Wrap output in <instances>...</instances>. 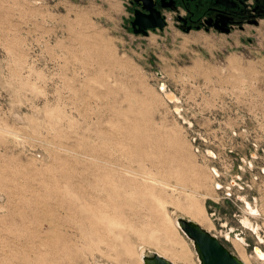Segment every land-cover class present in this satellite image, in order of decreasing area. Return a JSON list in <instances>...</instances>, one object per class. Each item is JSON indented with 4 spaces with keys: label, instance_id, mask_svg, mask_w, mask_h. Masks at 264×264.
<instances>
[{
    "label": "rangeland",
    "instance_id": "obj_1",
    "mask_svg": "<svg viewBox=\"0 0 264 264\" xmlns=\"http://www.w3.org/2000/svg\"><path fill=\"white\" fill-rule=\"evenodd\" d=\"M247 3L223 30L168 11L141 35L129 0H0V264H140L139 242L198 264L168 209L252 258L240 197L264 238V0Z\"/></svg>",
    "mask_w": 264,
    "mask_h": 264
},
{
    "label": "flooded vegetation",
    "instance_id": "obj_2",
    "mask_svg": "<svg viewBox=\"0 0 264 264\" xmlns=\"http://www.w3.org/2000/svg\"><path fill=\"white\" fill-rule=\"evenodd\" d=\"M143 4L149 6L148 0H143ZM249 4L247 3V0H155V6L160 11V14L163 15L165 25V13L168 11L174 12L175 18L179 21L178 24L180 28L185 32H189L191 29L197 30L199 28V23L201 22L223 30L225 28L222 25H219V21L227 20L230 16L235 14L238 15L237 11ZM129 6L130 19L128 24L132 32L146 35L150 31H155V29L143 28V25L155 20L153 16L146 17L148 11L143 10L140 4L135 2V0H129ZM182 10L184 13L181 12ZM134 18H136V21L133 23ZM240 199L244 201V210L242 214H247L245 208H253L254 203L247 201L244 196L240 197ZM247 215L256 222L257 218L255 215Z\"/></svg>",
    "mask_w": 264,
    "mask_h": 264
},
{
    "label": "water",
    "instance_id": "obj_3",
    "mask_svg": "<svg viewBox=\"0 0 264 264\" xmlns=\"http://www.w3.org/2000/svg\"><path fill=\"white\" fill-rule=\"evenodd\" d=\"M141 8L148 11L146 17L155 19L153 22L143 25L145 29H162L165 25L163 15L155 6V0H148L149 6L143 4V0H135ZM135 13V12H134ZM136 17V16H135ZM136 21L134 18L133 23ZM160 76L159 71H155ZM158 88L161 90V85ZM181 231L192 241L194 251L197 254L198 264H245L236 254L230 251L220 239L212 232L202 228L191 219L177 213L174 215ZM141 264H176L165 259L155 252L141 255Z\"/></svg>",
    "mask_w": 264,
    "mask_h": 264
},
{
    "label": "bare ground",
    "instance_id": "obj_4",
    "mask_svg": "<svg viewBox=\"0 0 264 264\" xmlns=\"http://www.w3.org/2000/svg\"><path fill=\"white\" fill-rule=\"evenodd\" d=\"M160 85H161V90L159 89L158 91L160 92V94L162 95V97L166 100V101H175V100H177V102L179 101L178 99H177V97H176V95L174 94V93H172V92H169V91H167L166 90V87H165V84H163V83H160ZM177 104V103H176ZM177 108H179V106L177 107ZM176 113H177V115H178V117H182V114H180L181 112L179 111V109H176ZM23 118V117H22ZM182 118H184V117H182ZM182 120V119H181ZM210 154H211V152H210ZM213 154V153H212ZM214 156V155H213ZM210 170H211V172L213 173L211 176L215 179V177L214 176H217L218 175V171L215 169V168H210V167H208ZM215 181V180H214ZM216 186H218V183L216 184V183H214ZM226 189H229V187L228 188H226ZM253 203H254V206H253V208H250V207H246L245 208V212L246 213H248L249 215H259V212H258V209H257V207H256V202H255V200L253 201ZM168 211H169V215L171 216V220H172V223L174 224V226L178 229V230H180L181 231V229H180V227H179V225H178V223L176 222V219H175V217H174V215L175 214H177V211L178 210H175V209H173V210H170V209H168ZM179 212V211H178ZM185 215V214H184ZM199 215V214H198ZM186 216V215H185ZM187 218H189V219H191L192 221H194L195 223H197L199 226H201L197 221H195L194 219H192V218H190V217H188V216H186ZM240 222H241V224H242V226H244L245 228H247V229H249V230H251V232L254 234V236H255V238H256V240H257V242L260 244V245H262V247H259L258 245H255L254 246V249H253V254H252V258L251 259H249V257L247 256L246 258H243V257H240L239 256V258L245 263V264H249V262L250 261H254V262H258L259 264H264V238H262L263 236L261 235L262 233H260L261 231H260V229L261 228H259V225H258V223L257 222H255V221H253L247 214H242L241 215V218H240ZM202 227V226H201ZM202 228H204V227H202ZM204 229H206V228H204ZM206 230H208V229H206ZM231 230V229H230ZM208 231H210L211 232V230H208ZM182 232V231H181ZM183 233V232H182ZM184 234V233H183ZM185 235V234H184ZM227 237H228V233H226L225 234ZM235 237L241 242H243V244L245 245L246 244V242H245V239H244V237H239L237 234L235 235ZM241 242V243H242ZM257 243V244H258ZM191 244H192V242H191ZM146 245H148V244H146V243H141V242H139V243H137V253H136V256H137V259H139L140 260V264H141V255L143 254V249H144V246H146ZM112 253V252H111ZM155 253H157L158 255H160V256H162V257H164L162 254H160L159 252H155ZM98 256V255H97ZM165 259H167L166 257H164ZM167 260H169V259H167ZM169 261H171V260H169ZM173 262V261H172ZM173 263H175V262H173ZM101 264V263H100ZM102 264H121V263H119L118 261H116V260H114V259H110V260H108V261H106V262H102ZM176 264H182V263H176Z\"/></svg>",
    "mask_w": 264,
    "mask_h": 264
},
{
    "label": "crops",
    "instance_id": "obj_5",
    "mask_svg": "<svg viewBox=\"0 0 264 264\" xmlns=\"http://www.w3.org/2000/svg\"><path fill=\"white\" fill-rule=\"evenodd\" d=\"M211 172V171H210ZM211 175H212V173H210ZM209 175V174H208ZM211 175H209V176H211Z\"/></svg>",
    "mask_w": 264,
    "mask_h": 264
}]
</instances>
